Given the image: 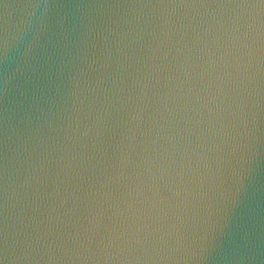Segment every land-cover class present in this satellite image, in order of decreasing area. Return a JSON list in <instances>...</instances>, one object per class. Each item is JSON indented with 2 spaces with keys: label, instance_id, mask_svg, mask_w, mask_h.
Returning a JSON list of instances; mask_svg holds the SVG:
<instances>
[{
  "label": "water",
  "instance_id": "95a60500",
  "mask_svg": "<svg viewBox=\"0 0 264 264\" xmlns=\"http://www.w3.org/2000/svg\"><path fill=\"white\" fill-rule=\"evenodd\" d=\"M0 264H264V0H0Z\"/></svg>",
  "mask_w": 264,
  "mask_h": 264
}]
</instances>
